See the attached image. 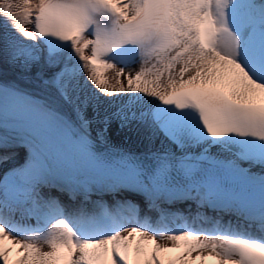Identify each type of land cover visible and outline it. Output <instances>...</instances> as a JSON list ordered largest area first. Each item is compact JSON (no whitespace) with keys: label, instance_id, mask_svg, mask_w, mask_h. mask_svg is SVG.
I'll use <instances>...</instances> for the list:
<instances>
[{"label":"snow or ice","instance_id":"1","mask_svg":"<svg viewBox=\"0 0 264 264\" xmlns=\"http://www.w3.org/2000/svg\"><path fill=\"white\" fill-rule=\"evenodd\" d=\"M0 18L14 60L55 69L37 73L43 99L0 85V164L27 151L0 174V264H264V0H0ZM112 120L179 154L97 151L90 126L103 143ZM45 187L133 192L185 223L141 220L128 200L69 211ZM188 201L209 229L161 207Z\"/></svg>","mask_w":264,"mask_h":264},{"label":"bare ground","instance_id":"2","mask_svg":"<svg viewBox=\"0 0 264 264\" xmlns=\"http://www.w3.org/2000/svg\"><path fill=\"white\" fill-rule=\"evenodd\" d=\"M6 36L12 37L15 36V33H13L11 29H6L4 27L3 19L0 18V85H5V84L14 85L19 90L25 91L35 96L38 99H43L45 96L48 95V93L41 86V81L37 78V73L42 74L43 77L47 79L51 75V72L54 71L55 69H48L46 66L42 67V65H44L43 59L40 61L39 64H34L30 71L24 69L22 67L23 57H20L19 59H15V60L13 59V52L15 51L16 45L13 44L10 40H6L5 39ZM24 39L25 41H27V38ZM40 47L44 48L45 46L41 45ZM45 54H46V50L45 53H42V55ZM138 66H139L138 63L133 64L132 67L126 69V71L134 72L138 68ZM137 111H140V109L138 108ZM87 115L89 118H91L92 116L91 111H89ZM69 116L73 121H75L74 114L69 113ZM90 128H91V138L99 142L100 138L97 136V132L103 128V125L99 123H93L90 126ZM138 133H140L141 136H139ZM145 137L147 139H145ZM108 139L125 140L130 143H134L138 146L142 145V141L144 140L152 145L162 144L163 141V146H167L169 148L173 147V144H170L167 140H165L162 134L153 136L151 130L147 126L141 125L136 121H133L127 124L125 127L121 128L119 120H112L108 126L107 132L104 133V140L109 141ZM13 152L15 153L13 160L9 161L7 164H0V172L7 165L12 164L17 160L21 161L22 159H24V153L27 151L25 148L21 147L18 149H14ZM254 170L259 171V169H254ZM44 193H48V192H44ZM45 196H48V194H46ZM66 198L67 195H63L61 197V200L59 201L64 202ZM133 203L136 204V202ZM61 204L67 206V204L65 203L61 202ZM77 206L75 205L72 208L68 206V210L71 211L73 208H78ZM115 206H116V202L113 204L114 208ZM125 215L128 214L125 213ZM145 215L149 216L148 214L144 213V216ZM171 219L177 220V218L172 216ZM209 264H216V262L210 259Z\"/></svg>","mask_w":264,"mask_h":264}]
</instances>
